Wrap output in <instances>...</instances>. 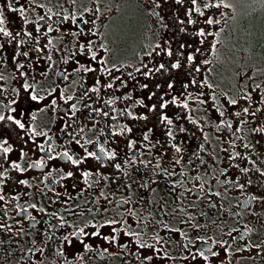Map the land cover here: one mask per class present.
<instances>
[{
    "label": "flooded vegetation",
    "instance_id": "af4514ba",
    "mask_svg": "<svg viewBox=\"0 0 264 264\" xmlns=\"http://www.w3.org/2000/svg\"><path fill=\"white\" fill-rule=\"evenodd\" d=\"M62 6L68 8L71 6L68 0H62ZM85 2L87 0H79V2ZM95 1V0H91ZM102 2H106V0H100ZM129 3L127 6L135 5L139 8L137 14L127 13L124 15H112L111 21L108 22L110 16H103L102 18L105 20L101 26L98 28V39L99 41L104 42L107 41L109 35V28L112 26L115 35L118 37L117 45L115 44V48H113L112 54L108 57L109 65L116 64L118 67H121L120 73H115L114 75H122V79L126 80L128 83L127 88H120L119 81L116 82L115 88H119V91H115L114 89H103L101 88L99 94L89 93L88 95L91 99H85L83 103L91 104L93 108L101 109L103 111L109 112L107 117L93 113L95 117L94 120L89 119V113L92 111L90 108H84L83 105H78L81 108V111L77 113L74 119V123L72 120H68V116L65 115V110H68V115H70L69 105L60 101L58 96L57 101L60 107L53 111L52 109H48L44 112H38L37 109L44 106V103L36 105L35 108H32L31 111L35 112L37 115V119L35 121H31L29 116L26 114L24 120L29 124H34L37 131H48L49 136H52L53 139L50 143L53 144V155L56 152L63 151L65 149L69 150L71 154H75V158L79 159L83 156L84 150L76 145L74 142L72 144H68L67 141L71 139L67 132H72L73 135L79 131L81 127L84 128V132L80 134L83 139L94 140L96 143L88 144L86 147L89 151H96L99 155V148L103 146L106 149H116L117 158L114 161H97L95 159L89 158L85 161L83 165L79 168L73 166L70 162L63 159H56L47 161V165L44 168H29V164L33 161H37L41 156H44V153L39 152V149L36 148L35 144H33L32 139L28 135H26L23 131L18 129L13 130L14 126L9 125L10 137L9 143L12 145L13 152L7 155V160L4 161L3 154H0V161H4L5 167L8 168V175L12 177L10 180H5L4 184L0 186V194L5 196V201H0V217L2 220L0 222L5 224H11L13 226L12 232H0V239L4 241L2 245H0V264H27V261L22 259L23 256H26L27 250L31 247H41L42 245L45 247V252L43 256V264H137L134 257L129 255L130 251H135V245H130L127 249H122L117 246V244L109 245L102 239L99 238H85V242L92 245L91 251H84L82 246L78 244L75 240H73V244L75 248L68 249V252H76L78 255L83 256L84 259L80 260L75 258L73 255H68L67 260H63L56 255L58 249L64 250L65 245L63 242V236L68 234L69 232L74 231L76 228L83 226V223L87 220H92L93 216L87 212V208L92 207L94 212L96 207H108L110 209L107 215L101 213H97L95 216V221H102L103 219L111 218L112 216H117L119 218L118 213L124 211L123 207L117 208L116 202L125 198L129 195V189L126 187H117L120 184H125L130 182L123 175L122 172H119L115 169L114 164L120 163L121 166H124L125 159L131 157L133 152L137 154V165L128 169L130 174L134 179H138L140 175L146 171L143 168V165L139 164V160L143 159L144 161H151L152 164H155L157 159H160V163L162 167L175 169V172H185L188 176L201 175L204 176L207 171L209 175L213 177L209 181L212 185V191H219L222 196L220 198L211 197L210 199L213 202L217 203V208H211L208 205V201L205 199H198L197 195L194 193H187L184 198H182V203L186 211L192 212L196 215L201 223L207 222L211 224L212 220H217V223L220 220H224L225 223L223 227L225 231L228 228H237L239 229V233H234V235L239 236L240 234L247 233L245 239H251L254 243H258L260 240L264 239V203L260 201L251 200V196L253 195H264V176H261L256 168L260 170H264V139L261 140V144L257 146L256 151H252L250 149H246L243 147L245 143H255V140L259 138L260 134H253L251 129L255 126H259L260 124H264V118L256 119L251 116H244L242 113L241 117H236L233 115L236 111L242 112L241 106H248L247 101H240V104L237 106H230L226 103L225 98L219 89L216 88L215 84V74H214V55L216 48L213 50L212 45L215 44L214 36H208L203 44L194 43L193 48L200 47L201 52L197 54V63L201 67V72L196 73L194 71L189 75V71L192 68L191 65H188L187 62L182 59L181 63L183 67L181 69L173 70L170 69V63L174 62L175 56L169 60L167 57H154L152 63H149V67L158 66L159 62L168 61L169 64V72L168 73H155L151 77H145L141 73L135 72V68L142 67L141 65V57L144 56V53L152 46L157 43L164 45L165 41H169L172 44L174 50L178 48V45L183 42H192L198 41L200 38L193 35L195 31L199 28H205L206 31L218 32L220 33L219 26L218 30H213V26L205 25L203 22H199L196 25H190L185 23L184 25L179 24V20L187 21V17L185 15L186 9L184 4L177 5L175 2H171L169 4L164 5L165 14L157 13H149L152 11L153 5L150 4L152 0H128ZM38 3L44 2L45 7L43 9L36 8L35 11H29L28 16L31 20L36 21L38 15H42L47 13L49 8L52 9L53 13H57L55 7L56 0H37ZM5 0H0V5H3ZM21 3H24V0H21ZM61 5V4H60ZM157 5L154 4V7ZM131 7V6H130ZM151 7V9H150ZM187 7V6H186ZM63 12V11H59ZM149 13V14H147ZM6 16L10 19V30L18 31L20 27V18L16 13L7 12ZM115 18V20H113ZM162 18V19H161ZM221 18V17H220ZM57 19L56 16H53V21ZM114 22V26L113 23ZM220 28L223 27V21H221ZM166 25L167 27H165ZM56 27V25H53ZM68 27V25H62V32ZM180 27H184L186 29L185 32L181 33L179 31ZM73 30L75 27L72 26ZM26 30H33V25L29 24L26 26ZM34 35H36L34 33ZM50 36L57 37L54 43L57 44L58 47H63L67 45L70 49L72 44L70 41L73 39L70 35L64 36L63 40H60L59 37L61 33H50ZM7 39L5 37L0 36V40ZM47 38H41V44L46 43ZM23 50H27L26 47ZM184 51H191L190 49H184ZM64 52H61L59 55H64ZM34 55V54H33ZM102 55V54H101ZM53 59L58 60V54L53 52ZM211 61L210 64H202L200 63L203 60ZM149 58L144 57V62L148 63ZM73 61H70L69 64L58 63L52 71L48 74L47 79H44L37 75V80H41L40 84L41 89H49L52 87H56L58 84L60 88H64L67 86V95L75 94L76 96H81L82 92L80 90L81 84L84 89L92 87L94 84V77L92 74H87L84 77V80H80L81 73H76L73 76L69 77L68 81H61L59 77L56 76L57 71H62L67 68L71 71V65ZM93 66L96 65L93 63ZM47 64L44 61H41L40 69L46 68ZM38 69L37 71L39 72ZM211 69V71H209ZM3 75L6 77L5 80L0 81V90H2V95H0V100L7 102V99L16 98L18 100H23V96L16 97L12 92V89L20 88V83L16 80L12 79V73L14 72V68L11 67L10 62L8 66L0 69ZM142 71H146L142 69ZM128 72H133L136 79L132 80L128 77ZM18 75V74H17ZM96 76H100L99 73ZM192 76H195L198 83L207 77V80L210 84L214 86V90L217 94V97L221 104L225 105L227 108V112L225 117L220 119L230 120L233 123L232 129L222 128L221 130H217L216 125L220 123V119H218V113L210 107L211 100L207 104L200 105L199 107L195 103L194 100H189V109L193 110L189 112V110L180 108L176 105H169V108L165 111L173 118L174 123L177 125L174 130L177 135L174 141L168 140L166 136V128L161 125L154 113L148 112L145 107L136 104L137 100H144L146 105H151L156 103L158 107V97L164 92H170L169 95L165 96V99H171L172 96H177L181 101L184 100V95L182 93L185 90L182 87L183 83H188ZM175 81V88L173 90H167L165 81L169 80V78ZM108 79H111L109 77ZM75 80L77 83H72ZM32 82L31 80L29 81ZM104 82L102 78V83ZM22 83V81H21ZM147 83L149 85L148 89H142L141 85ZM161 85L160 89L156 88L157 84ZM245 86H240V91H235L234 93H228V95L232 98L239 99L240 95L243 91L247 90L244 88ZM22 91V89H21ZM187 91L193 93L195 97L199 91H203L205 96H210L213 89H209L207 87L203 89H199L198 86L189 85ZM218 91V92H217ZM242 91V92H241ZM151 92H156L157 96L154 97L151 101L147 99V96ZM39 94L44 95L43 91H40ZM131 95V99L124 100L119 99L116 100V97H123L124 95ZM253 98L258 101L260 97V93L252 94ZM205 97H201L204 99ZM52 98H49V102ZM109 99H113L114 103L109 106L105 102ZM73 100L70 103H75ZM22 107L24 109H29L30 102H23ZM256 107H260L264 110V104L252 103L251 109L254 110ZM128 109L133 112L134 115H147V120H133L131 117H128L126 114H121L122 109ZM110 109H115L112 111ZM0 111H5L2 107H0ZM7 114V113H6ZM180 115L182 118L180 120H176V116ZM190 114L194 119L199 122L200 126H203V132L200 131V127L197 125H193L187 119L183 117ZM116 116L117 119L113 120L112 117ZM259 117L260 114L258 113ZM244 118L248 121L245 124H239V120ZM68 120V123L71 124V127L66 130V132L61 133L59 129L63 127L64 121ZM255 120V124L252 122ZM207 121V122H206ZM127 125L132 128L133 131L131 133L125 132L123 135H112L113 132H119L120 129ZM183 126L187 129L186 132L180 133L179 127ZM241 130L239 132L236 131L237 128ZM92 129V131H89ZM101 129H103V134L101 133ZM148 129H152V132L149 134V141L143 140V133ZM19 132L20 136L24 137V140L18 138L17 133ZM235 132V135L233 133ZM204 133H207V140L204 138ZM239 137V139H237ZM36 144L43 143L46 139L43 136H37L34 138ZM83 139L81 143H83ZM130 140H135L137 143L132 150L128 148V142ZM27 141V143H25ZM159 141V143H157ZM151 144H155V147H151V151L149 153ZM175 143L181 147L182 152L180 154L175 153V150L171 147V145ZM200 145L204 146V150H200ZM234 145V146H233ZM230 149L231 151L240 152L241 156L247 154L252 160H256V167L254 168L251 163L244 159H237L234 161H228L227 156L230 153H226L222 151V149ZM21 149L27 155L21 158L20 153ZM141 153L143 155H141ZM181 155L183 159L179 164H174L172 162V158L174 156ZM46 159V157H45ZM201 159L206 161V163L201 164ZM20 163L23 168H26L27 171L24 173H20L16 170H13L9 167V165L13 162ZM191 161V162H189ZM239 164L240 168L247 167L250 169V172L245 175L240 171V168L231 167L229 165ZM212 165V167H209ZM141 169L140 173L137 174L135 171L136 167ZM151 167V165H149ZM228 167L227 176L221 175L220 170ZM53 169H63V172L53 171ZM73 171L74 177L69 180L60 181V183H54V181H58L60 176L63 175L64 172ZM82 171H91L94 173L92 177L89 178L88 183H91L94 179H99V185L93 186L92 188H88L87 184L84 181L83 176L81 175ZM102 174V176L110 177L109 181H104L101 177H97L95 175L96 172ZM49 173H51L49 175ZM148 175L151 176L152 173L148 172ZM116 176H119L120 179L116 181V183H112V180L115 179ZM251 178L252 183L249 185L247 180ZM146 178V177H145ZM226 178L231 179H239V183L244 184L245 188L243 190L238 188H232L229 185L221 186L217 181L225 180ZM20 179H24L28 181V185H21L18 183ZM156 179H161V177H156ZM171 180L180 179V177L173 176L170 178ZM183 179L187 181V186L192 187V184L195 183L196 187L199 188L200 181H188L187 176H184ZM75 184L76 188L72 189L68 187L69 185ZM63 185L64 187H62ZM107 185V186H105ZM205 189L208 188V183H205ZM54 188L55 192L65 193L67 189V193L71 195H75L76 192H79L81 188L86 189L83 196L79 200L71 202L73 206L75 204H81V208L76 209V213L83 212V216L69 214L68 212L62 211L66 205L62 203L63 200L67 199V195H61L58 200L55 192H50L49 188ZM152 187H157L156 185H152ZM228 189V191H225ZM100 191H104L106 195L109 192H112L109 198L112 200V204L106 205L103 198L101 197L100 203L96 204L95 197L99 195ZM184 191L183 188L178 187L177 192ZM144 192L143 189H138L137 184H133L131 189L132 194V203L127 207H133L141 209L142 212L146 215V211H152L156 214L157 207H163L164 202L160 201L159 205L155 203L152 205L140 204L137 201V197ZM163 196L165 200H167V208L169 215L164 217L167 222L174 227H183L188 229V235L191 239L195 241L196 233L194 230L188 228V225H181L179 223L181 218H185L186 216L184 212H181L179 208H177V212L175 216H172V207L173 201H175L176 205L181 203V200H177L175 196H168V189L165 183H161L159 185L158 191L156 194H150L146 196V199H151L154 202L159 201L160 197ZM11 197H18V199H11ZM90 201V203H83V201ZM193 201H197V205L192 207ZM220 203H223L224 214L220 217L218 208ZM32 204H36L37 208L34 209L31 207ZM27 208V212L21 211V209ZM39 208L45 209V212L38 211ZM7 210L8 215L4 216L3 212ZM203 211L208 213L207 217L199 216V213ZM231 213H239V216L229 215ZM52 213H56L58 216H64L67 220V224L64 226H59L60 221L56 216H53ZM32 216H35L36 219L33 221L31 219ZM156 218L160 217L156 215ZM130 223L133 225V230L139 231L136 227V220L132 217H127ZM94 221V222H95ZM72 225L73 227H68V225ZM56 226V227H50ZM247 225V228H245ZM23 229L24 233L20 236L14 235L19 229ZM251 229L252 231H248ZM47 231L50 238H45L43 233ZM86 231H93L92 228L86 229ZM148 236L145 239H148L152 235V226L146 229ZM103 235H111V229H101ZM165 235V233H161ZM167 235H171L170 233ZM199 235L206 236L212 235L219 238L221 235L220 232L212 227L211 230L208 228L201 229ZM227 238V237H225ZM121 239L124 242H128L127 237L121 236ZM33 241H35V245H33ZM151 242V241H149ZM196 247H200V242H195ZM159 246V245H158ZM235 247V245H234ZM108 248V252L104 253L103 249ZM170 254L174 257H179L181 255L180 248L176 244H171L168 248ZM195 249H193L194 251ZM187 255L185 251L183 253ZM255 255V253H252ZM67 255V253H66ZM247 256L248 253L237 254V256L233 260V264H264V259H260L257 257L256 260H245L241 259L240 256ZM35 257L33 260L35 261ZM167 264H187L186 261L182 259L177 262L167 261Z\"/></svg>",
    "mask_w": 264,
    "mask_h": 264
},
{
    "label": "snow or ice",
    "instance_id": "6c2138e0",
    "mask_svg": "<svg viewBox=\"0 0 264 264\" xmlns=\"http://www.w3.org/2000/svg\"><path fill=\"white\" fill-rule=\"evenodd\" d=\"M68 2L72 5L77 4V0H68ZM97 7L90 8L85 7L82 11L77 14L76 10H72L69 12L68 9H64V11L53 13L52 9L49 8L47 13L38 15L37 20L33 21L29 18L28 12L35 11L36 8L43 9L45 7L44 4L38 3L37 0H24V3H21V0H5L3 5H0V36L5 37L7 39L0 40V69L3 67L8 66L9 62L11 67L14 68V72L12 73V79L16 80L20 83L19 89H12V92L16 97L23 96V100H18L16 98L7 99V102L0 100V107L6 110L0 111V154H3L4 161L7 160V155L13 152L12 145L9 143L10 131L9 125L14 126L13 130L18 129L23 131L26 135H28L32 139L33 144H35L36 148L39 149V152L44 153V156H41L39 160L33 161L29 164V168H44L47 165V161L56 160V159H63L70 162L76 168H79L81 165L85 163V161L89 158L95 159L97 161H114L117 158V151L116 149H106L103 146L99 148V155L96 151H89L86 145L94 144L96 141L83 139L80 136L81 133L84 132V128L81 127L75 135L72 132H67V135L71 137L68 144H72L73 142L78 145L80 148L84 150V155L81 156L79 159L75 158V154H71L69 150L65 149L60 152H56L54 155L52 154L53 144L50 143L53 137L49 136L48 131H37L34 124H29L27 121L24 120L25 115L27 114L31 121H35L37 119V115L35 112L31 111L32 108H35L36 105L44 103V106L38 108V112H44L49 108L53 111H56L60 105L57 101V96L60 101H63L64 104L69 105L70 115H68V110H65V115L68 116V120H72L73 123L75 122L73 118L76 117L77 113L81 111V108L78 105H83L84 108H90L92 111L89 113V119L94 120L95 117L93 113L101 114L105 117L109 115V112L103 111L101 109L93 108L91 104L83 103L84 100L91 99L88 95L89 93H96L99 94L101 88L107 89H114L115 91H119V88H115L116 82L119 81L120 88H127L128 83L126 80L122 79V75H114L115 73L121 72V66H117L116 64L109 65L107 59V53L110 51L108 47L107 41H104L97 45L96 40L92 39V37L98 36V28L95 27L96 20H89L85 18V14L93 15L100 13L99 3L100 0H95ZM155 2V0H153ZM184 0H175L177 5H181ZM256 0H253L255 3ZM262 4H264V0H260ZM192 5L191 8L187 9L185 15L187 16V21L179 20L180 25H184L185 23L190 25H196L199 23L198 20L192 19L194 13H197L200 17H205L203 23L208 26H215L219 25L221 21L215 18V14L207 15L205 10L209 9H228L232 8L233 12H235V8L232 3L226 2V0H206L203 3V10L198 6V0H190ZM61 7H63L61 5ZM159 7V4H157ZM7 12L16 13L20 18V27L18 31L10 30V19L6 16ZM158 15V13H157ZM222 16L226 17V13L221 12ZM53 16H56L57 19L53 21ZM235 17H233L234 19ZM162 19V18H161ZM29 24L33 25V30H26V26ZM56 25L54 27L53 25ZM89 24L92 27H85ZM68 25V27L62 32L61 26ZM72 26L75 27L73 30ZM167 27L166 25H164ZM179 31L181 33L185 32L186 29L184 27H180ZM219 31H223V28H220ZM61 33L59 37L60 40H63L64 36L70 35L73 39L70 41L72 47L69 49L67 45L63 47H58L54 41L58 39L57 37L50 36V33ZM34 33L36 35H34ZM219 33H214L211 31H206L205 28H199L197 31L193 33L194 36L199 37L198 41L192 42H183L178 45L176 50L173 49L171 42L165 41L164 45L160 43L155 44L150 48V50L144 53V56L141 57V65L142 67L135 68V72L141 73L145 77H151L155 73H168L169 72V64L168 61L159 62L158 66L156 67H149V63H152L154 57H167L171 60L174 56L176 57L174 62L170 63V69L177 70L183 67L181 60L184 59L188 65H191L192 68L189 71V75L191 72L194 71L196 73L201 72V67L197 63V54L201 52L200 47L193 48L194 43L203 44L208 36L218 35ZM41 38H47V42L41 44ZM218 42V41H217ZM26 47L27 50H23ZM190 49L191 51H184V49ZM216 45H212V49L214 50ZM58 54L59 59H53V52ZM103 52L105 55H100V52ZM61 52H64V55H59ZM34 54V55H33ZM144 57H148V63L144 62ZM41 61H44L47 64L46 68L40 69ZM70 61L74 63L71 65V71L67 68L63 69L62 71H57L56 76L59 77L61 81H68L69 77L73 76L76 73H81L80 80H84V77L87 74H92L94 77V84L92 87L87 89L83 88L81 84L80 90L82 92L81 96H76L74 93L67 95V86L64 88H60L57 84L56 87H52L49 89H41L40 84L42 83L41 80H37V75L40 77L47 79L48 74L52 71V69L57 66L58 63L62 64H69ZM93 63L96 65L93 66ZM202 64H210L211 61L205 59L201 61ZM38 69L39 72L37 71ZM145 69L146 71H142ZM211 71V69H209ZM99 73L100 76H96ZM18 74V75H17ZM128 77L132 80H135L136 77L133 72H128ZM111 77V79H108ZM102 78L104 82L102 83ZM6 77L3 75L2 71H0V81L5 80ZM32 81L31 83L29 81ZM22 81V83H21ZM72 83H77V81L73 80ZM167 90H173L176 86L175 81L172 80L170 77L169 80L165 81ZM189 85L198 86L199 89H203L205 87L209 89H213L210 96H205L203 91H199V93L194 97L193 93L187 91ZM183 89L185 90L182 95H184V100L181 101L177 96H172L171 99H165L166 95H169L170 92L166 91L158 97V107L157 104L146 105L144 100H137L135 103L139 104L142 107H145L148 112L154 113L158 122L165 126L166 128V136L168 140L174 141L176 139L177 133L174 131L177 125L174 123L173 118L165 111L169 108V105H176L180 108L189 110V112L193 111L189 109V100H194L197 106L207 104L209 100H211V105L216 113H218V119L225 117L227 112V108H225L224 104H221L217 94L214 90V86L210 84L207 80V77H204L199 83L195 76H192L188 83L182 84ZM142 89H148L149 85L144 83L141 85ZM157 89L161 88V85L158 83L156 85ZM260 84H255L251 91H243L240 95L239 99L232 98L228 95V93H222L225 101L230 106H237L240 104V101H247L248 106H241V111H236L233 113L236 117H241L242 113L244 116H251L256 119L264 118V110L260 107H256L254 110L251 109L252 103H259L264 104V91L260 93L259 100L256 101L253 98L252 93L256 92L257 89H260ZM22 89V91H21ZM40 91H43L45 94H39ZM0 95H2V90H0ZM157 96L156 92H151L147 99L151 101L154 97ZM52 98L49 102V98ZM201 97H205L201 99ZM116 100L124 99L128 100L131 99V95H124L123 97H116ZM75 100V103H70ZM30 102L29 109H24L22 107L23 102ZM107 105L111 106L114 103L113 99H109L105 102ZM115 111V109H110ZM260 114L258 117L257 114ZM121 114H126L128 117H131L133 120H147V115H134L132 111L126 109L121 110ZM182 117L178 114L176 116V120H180ZM187 119L193 125H197L200 127V131L203 132V126L199 125V122L194 119L190 114L183 117ZM113 120H116L117 117L113 116ZM68 120L64 121L63 127L59 129L61 133L66 132L67 129L71 127V124L68 123ZM207 122V121H206ZM255 124V120L252 121ZM248 121L244 118L239 120V124H245ZM233 123L230 120L220 119V123L216 125L217 130H221L222 128L232 129ZM241 129L238 127L236 129L239 132ZM92 131V129H89ZM133 131L132 128L128 127L127 125L123 126L119 132H113L112 135H123L125 132L131 133ZM187 129L183 126L179 127V132L183 133L186 132ZM152 132V129H148L143 133V140L149 141V134ZM253 134H260L259 138L255 140V143H245L243 145L244 148L250 149L252 151L257 150V146L261 144V140L264 139V124H260L259 126H255L251 129ZM101 133L103 134V129H101ZM235 135V132L233 133ZM19 139L24 140L23 136L17 133ZM43 136L46 139L43 143L36 144L35 137ZM204 138L207 140V133H204ZM83 139V143L81 140ZM239 139V137H237ZM27 143V141H25ZM135 140H130L128 142L129 150H132L136 145ZM159 143V141H157ZM155 144H151L149 153L151 151V147H155ZM234 146V145H233ZM171 147L175 150V153L180 154L182 149L177 144L173 143ZM200 150H204V146L200 145ZM222 151L226 153H230L227 156L228 161H234L237 159H244L247 160L249 163L256 167V160H252L247 154L241 156L240 152L231 151L230 149H222ZM27 153H24L21 149L20 156L21 158L25 157ZM141 155H143L141 153ZM46 157V159H45ZM183 156L177 155L172 158V162L174 164H179ZM4 161H0V186H2L5 180H10L12 177L8 175V168L5 167ZM191 162V161H189ZM137 154L133 152L131 157L125 159L124 166L122 167L120 163L114 164V167L117 171L122 172L123 175L129 180L125 184H120L117 187H126L129 189V195L125 198L116 202V207L121 208L123 207L125 210L118 213L119 218L117 216H112L111 218L103 219L102 221H95V216L97 213L103 212V214L107 215L110 211L108 207H96L95 212L92 207L87 208V212L93 216L92 220H87L83 223V226L76 228L74 231L69 232L68 234L63 236V242L65 245L64 250L58 249L56 255L63 259L67 260L68 255H73L75 258L83 260L84 257L78 255L76 252H68V249L75 248L73 244V240L78 242L79 245L82 246L84 251H91L92 245L85 242V238H99L107 242L109 245L117 244L118 247L122 249H127L130 245H135V251H130L129 255L134 257L137 264H167V261H174L177 262L178 260L182 259L186 261L187 264H233L234 258L237 254L248 253L247 256L241 255V259L245 260H256L257 257L260 259H264V239L260 240L258 243H254L251 239H245L247 233L240 234L239 236L234 235V233H239V229L237 228H228L225 231L223 227L225 221L220 220L217 223V220H212L211 224L207 222L201 223L196 215L192 212L186 211L183 206L182 198L186 196L187 193H194L197 195L198 199H205L208 201V205L211 208H217V203L213 202L211 197L220 198L222 194L219 191H212V185L209 183L213 177L209 175L206 171L204 176L199 174L194 176H188L185 172L177 173L175 169L162 167L160 163V159L158 158L155 164H152L151 161H144L143 159L139 160V164L143 165V168L146 170L143 175H140L138 179H134L130 172L128 171L129 168L137 165ZM206 163L203 159H201V164ZM151 165V167H149ZM231 167L240 168L239 164L229 165ZM9 167L13 170H16L20 173H24L27 171L26 168H23L20 163L13 161ZM212 167V165H209ZM53 171H60L63 172V169H53ZM137 174L140 173L141 169L137 166L135 168ZM240 171L247 175L250 172V169L247 167L240 168ZM256 171L259 172L261 176H264V170H260L256 168ZM148 172H151L152 175L149 176ZM228 167H225L220 170V174L227 176ZM51 173H49L50 175ZM81 175L84 178L85 183L87 184L88 188H92L93 186L99 185L100 180L94 179L91 183H88L90 177L94 175L91 171H82ZM97 177H101L102 174L98 171L95 173ZM173 176L180 177L177 180H171L170 178ZM184 176H187L188 181H200L199 188L196 187V184L193 183L192 187L187 186V181L183 179ZM74 177L73 171L64 172L63 175L60 176L58 181H54V183H60L63 180H69ZM146 177V178H145ZM156 177H161V179H156ZM104 181H109L110 177L102 176ZM120 179L119 176H116L112 183H116ZM21 185H28V181L24 179H20L18 181ZM161 183H165L168 189V196L172 197L175 196L177 200H181L179 205L175 204L173 201L172 207V216H175L177 212V208L181 212H184L186 219L181 218L179 223L181 225H188V228L194 230L196 233L195 241L191 239L188 235V229L183 227H174L170 225L164 217L168 216V208H167V200L163 196L160 197L159 201H153L151 199H146L147 195L156 194ZM205 183H208V188L205 189ZM221 186L229 185L232 188H238L243 190L245 188L244 184L239 183V179H231L226 178L225 180L217 181ZM247 183L250 185L252 183L251 178L247 180ZM133 184H137L138 189H143L144 192L137 197V201L140 204L147 203L148 205L156 204L159 205L160 201L164 202L163 207L156 208V214L152 211H146V215L141 209L127 207L132 203V194L131 189ZM152 185H156L157 187H152ZM64 187L63 185H61ZM107 186V185H105ZM72 189L76 188L75 184L69 185ZM183 188L184 191L177 192V188ZM86 189L81 188L79 192H76L75 195H71L67 193V189L65 193L55 192L54 188H49L50 192H55L57 199L59 200L61 195H67V199L63 200L62 203L66 205L62 209L64 212H68L69 214L83 216V212L76 213L77 208H81V204H73L76 200H79L81 196H83ZM228 191V189H225ZM113 195L112 192H109L108 195L104 193V191H100L99 195L95 197L96 204L100 203L101 197L103 198L106 205L112 204V200L109 198ZM5 196L0 194V201H5ZM11 199H18V197H11ZM251 200L253 201H260L264 203V195H253L251 196ZM83 203L87 204L90 201H83ZM197 205V201H193L192 207ZM32 208L36 209L37 205L32 204ZM23 212H27L28 209L24 208L21 209ZM38 211L45 212V209L39 208ZM224 207L223 203H220L218 212L220 217L224 214ZM4 216L8 215L7 210L3 212ZM53 216H56L57 219L60 221L59 226H64L67 224V220L64 216H58L56 213H52ZM156 215L160 218L157 219ZM208 213L201 211L199 216L207 217ZM229 215L239 216V213H231ZM127 217L135 218L136 220V227L140 229L139 231L133 230L132 223L129 222ZM31 219L35 221L36 217L32 216ZM2 220V217H0ZM95 221V222H94ZM152 226V235L145 239L148 236L146 229ZM50 227H56L50 225ZM68 227H73L72 225H68ZM212 227H215L219 232L220 236L217 238L216 236L206 235L201 236L199 235L201 229L208 228L211 230ZM13 226L11 224H5L0 222V232H12ZM92 228L93 231L88 232L86 229ZM111 229V235H103L101 229ZM247 228V225H245ZM248 231H252L249 229ZM161 233H165L162 235ZM171 235H167V234ZM24 233V230L21 228L17 230L14 235L20 236ZM45 238H50L47 231L43 233ZM121 236L127 237L128 242H124L121 239ZM227 237V238H225ZM151 241V242H149ZM200 242V247H196L195 242ZM4 241L0 239V245H2ZM35 245V241L32 242ZM171 244H176L180 248L181 255L179 257H174L170 254L168 248ZM159 245V246H158ZM235 245V247H234ZM193 249H195L193 251ZM187 252V255H184V252ZM45 252V247L42 245L41 247H31L27 250L26 256H23L22 259L27 261V264H43V256ZM104 253L108 252V248L103 249ZM255 253L253 255L252 253ZM67 253V255H66ZM35 257V261L33 260ZM70 264V261H69Z\"/></svg>",
    "mask_w": 264,
    "mask_h": 264
},
{
    "label": "rangeland",
    "instance_id": "374dc122",
    "mask_svg": "<svg viewBox=\"0 0 264 264\" xmlns=\"http://www.w3.org/2000/svg\"><path fill=\"white\" fill-rule=\"evenodd\" d=\"M61 2L64 1L56 0L57 7H55V9L57 12L68 9L64 6L61 7ZM171 2H175V0H155V2L152 0L150 4H152L153 7L152 11L149 13L165 14L164 5ZM204 2H206V0H198V6L202 10ZM226 2L233 4L235 12H233L232 8L205 10L206 16L214 13L216 19L223 21V31H220L218 35H214L216 45L215 53H213L215 59V84L217 85L216 88L220 90V92H217L218 94L224 92L234 93L235 91H240L239 87L241 85L245 86L244 88L247 89V91H251L255 84H260L261 88L257 89V91L252 94L261 93L264 91V52L261 48H258V45L264 42V4H262L260 0H256L255 3H253V0H226ZM40 3L44 4V2ZM128 3V0H106L105 3L100 1V13L93 15L86 13L85 18L89 20L95 19V27L97 28L105 22L102 18L105 15L110 16L108 20V22H110L112 15H124L127 13V10L128 13L137 14L136 10L139 8L135 5H130L131 7L127 6ZM154 4H159V7H154ZM182 4L187 6H185L186 10L192 7L190 0H184ZM69 5H71L68 9L69 12L76 10L77 14L85 7H97L96 2L91 0H87L83 3L77 0L76 5ZM221 12L226 13V17L222 16ZM233 17L235 18L233 19ZM192 19L203 22L205 17H200L197 13H194ZM113 20H115V18ZM112 24L114 26V22ZM221 25L220 23L219 25L213 26V30H218V26L220 29ZM85 27H92V25L89 24ZM112 31L113 27L111 26L109 28L108 38H106L110 49L106 54L107 58L110 57L113 48L116 47L115 44L117 45L118 42V37ZM92 39L96 40L97 45L101 43L98 36L92 37ZM250 53L256 60H261L262 58L263 60L254 61L252 57H248ZM101 54L105 55L102 51L100 52V55Z\"/></svg>",
    "mask_w": 264,
    "mask_h": 264
},
{
    "label": "trees",
    "instance_id": "16d2710c",
    "mask_svg": "<svg viewBox=\"0 0 264 264\" xmlns=\"http://www.w3.org/2000/svg\"><path fill=\"white\" fill-rule=\"evenodd\" d=\"M258 48H261V50L264 52V42H263L261 45L259 44V45H258ZM248 57H249V58L252 57L254 61H262L263 58H264V57H263L261 60H256L255 57H253L251 53L248 55Z\"/></svg>",
    "mask_w": 264,
    "mask_h": 264
}]
</instances>
